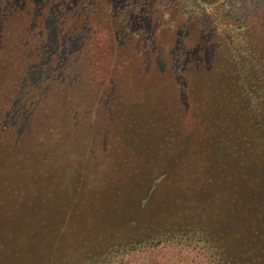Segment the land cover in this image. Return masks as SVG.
I'll use <instances>...</instances> for the list:
<instances>
[{
	"label": "trees",
	"instance_id": "1",
	"mask_svg": "<svg viewBox=\"0 0 264 264\" xmlns=\"http://www.w3.org/2000/svg\"><path fill=\"white\" fill-rule=\"evenodd\" d=\"M230 1L0 0L5 127L30 113L32 92L47 93L38 123L48 126L66 106L82 111L100 100L168 108L128 144L144 153L149 178V170L158 174L146 191L138 182L122 194L138 210L123 227L148 225L149 236L114 244L105 264L172 244L197 264H264V6L239 16ZM152 61L159 70L151 76ZM51 86L64 102L50 104Z\"/></svg>",
	"mask_w": 264,
	"mask_h": 264
},
{
	"label": "rangeland",
	"instance_id": "2",
	"mask_svg": "<svg viewBox=\"0 0 264 264\" xmlns=\"http://www.w3.org/2000/svg\"><path fill=\"white\" fill-rule=\"evenodd\" d=\"M258 5L264 6V0L229 3L239 16L257 11ZM88 29L95 31L92 26ZM4 61L0 56L1 65ZM152 63L150 74L155 73L151 76L159 70ZM63 92L51 86L50 104L64 102ZM32 93L35 96L27 104L31 107L29 114L19 116L7 127V119L0 120V264H79L88 257H93L91 264H105L102 258L107 260L113 254L109 251L114 244L123 246L149 236L148 225L145 231L135 232L123 227V220L135 216L138 210L134 201L129 202L122 194L131 196L138 182L146 191L151 177L158 174L149 170V178L148 170L142 168L148 166L144 153L128 144L143 137L148 121L157 125L164 119L158 121L154 116L168 108L164 104L150 110L145 104L139 110L128 109L100 100L94 106H83L82 111L80 106L75 111L66 106L59 119L48 126L38 123L47 93L45 98ZM10 102L0 100V109ZM15 107L13 104L12 110ZM165 114L169 112L162 116ZM33 117L38 120L32 121ZM161 131L160 125L154 136ZM112 135L123 138L113 142ZM149 166L152 169L158 165ZM167 179L170 185L176 182ZM171 247L130 264H197L192 253L179 251L183 248L173 244Z\"/></svg>",
	"mask_w": 264,
	"mask_h": 264
}]
</instances>
